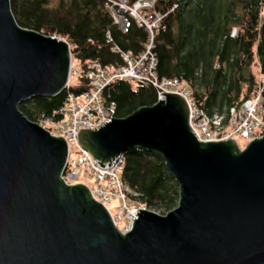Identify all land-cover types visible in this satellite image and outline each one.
Wrapping results in <instances>:
<instances>
[{
    "label": "water",
    "instance_id": "water-1",
    "mask_svg": "<svg viewBox=\"0 0 264 264\" xmlns=\"http://www.w3.org/2000/svg\"><path fill=\"white\" fill-rule=\"evenodd\" d=\"M70 69L66 40L20 26L11 0H0V264H264V135L245 148L202 142L174 93L80 129L100 166L134 148L156 151L180 186L176 208L141 209L123 233L88 186L63 181L65 138L18 108L59 94Z\"/></svg>",
    "mask_w": 264,
    "mask_h": 264
},
{
    "label": "trees",
    "instance_id": "trees-1",
    "mask_svg": "<svg viewBox=\"0 0 264 264\" xmlns=\"http://www.w3.org/2000/svg\"><path fill=\"white\" fill-rule=\"evenodd\" d=\"M11 7L20 26L66 40L73 60L84 69L91 63L119 65L115 46L138 52L150 39L146 28L129 15L126 29H120L107 0H11ZM155 9L165 15L154 41L160 77L181 80L193 90L195 105L209 114L229 116L231 108L241 110L258 93L264 76V0H156ZM109 33L112 42L107 41ZM87 87L79 77L70 91L81 94ZM67 96L64 88L52 97L24 100L18 108L34 120L42 113L52 115ZM104 97L116 102L118 118L158 99L154 87L123 80L108 86ZM124 156V180L139 193L135 205L160 214L177 207L180 186L162 154L134 148Z\"/></svg>",
    "mask_w": 264,
    "mask_h": 264
},
{
    "label": "built area",
    "instance_id": "built-area-1",
    "mask_svg": "<svg viewBox=\"0 0 264 264\" xmlns=\"http://www.w3.org/2000/svg\"><path fill=\"white\" fill-rule=\"evenodd\" d=\"M155 3L156 0H137L133 3L129 0H107L108 11L120 29H126V15H129L146 28L149 41L138 52L124 51L115 46L122 63L111 68L100 63H91L84 69L79 64H73L71 53L70 78L65 87L68 90L66 103L52 115L42 113L32 120L51 135L65 138L69 152L66 166L61 173L63 181L69 185L88 186L92 196L108 208L115 224L123 233L131 229L139 211L147 209L146 206L134 204L139 193L132 190L124 180L125 156L119 155L107 169L100 166L92 153L79 143L80 129L98 130L106 121L116 118V102L104 97L105 89L113 82L123 80L150 85L156 89L157 101L163 99L162 93L183 96L190 108V125L202 142L237 140V137L250 141L264 135V76L258 93L247 99L241 110L231 108L229 116L218 112L209 114L195 105L193 90L182 84L181 80L160 77L154 41L155 33L161 29L165 15L155 9ZM235 34L236 29L232 36ZM107 41L112 42L110 33ZM79 77H84L88 83V87L81 94L70 91L71 83ZM115 200L121 202L117 207L118 215L110 210Z\"/></svg>",
    "mask_w": 264,
    "mask_h": 264
},
{
    "label": "rangeland",
    "instance_id": "rangeland-1",
    "mask_svg": "<svg viewBox=\"0 0 264 264\" xmlns=\"http://www.w3.org/2000/svg\"><path fill=\"white\" fill-rule=\"evenodd\" d=\"M73 64L74 65H77L78 62L76 60L73 61ZM237 141L238 143L240 144V146L242 148H245V146L248 144L249 141H246V140H243V139H240L239 137H237ZM89 183L92 184V181L89 180ZM120 201L119 200H115L114 203L110 206V210L112 211V213H114V215H118L119 213V210H117V207L120 205ZM147 209L151 210V211H154L158 214H160L159 210L158 209H155V208H148L146 207ZM121 227V226H120Z\"/></svg>",
    "mask_w": 264,
    "mask_h": 264
}]
</instances>
